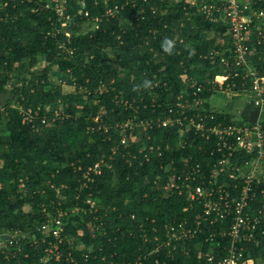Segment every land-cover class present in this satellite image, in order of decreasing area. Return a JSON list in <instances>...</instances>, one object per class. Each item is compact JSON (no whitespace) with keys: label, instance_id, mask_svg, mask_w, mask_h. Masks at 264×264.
<instances>
[{"label":"trees","instance_id":"16d2710c","mask_svg":"<svg viewBox=\"0 0 264 264\" xmlns=\"http://www.w3.org/2000/svg\"><path fill=\"white\" fill-rule=\"evenodd\" d=\"M56 1L0 0V94L13 96L0 106V238L13 230L25 234L21 244L11 248L23 251L0 264L38 259L48 241H55L38 227L58 209L66 211L60 249H81L80 244L91 249L88 264H134L138 258L143 264H200L199 252L222 253L215 247L217 238L205 241L210 230L205 225L193 240L154 249V236L163 238L167 224L191 214L184 211L182 197L165 198L152 184L159 164L170 155L180 161L202 152L197 146L178 148L171 136L170 155L151 153L144 159L139 148L148 143L145 134L140 133L134 146L129 130L122 143L119 124L159 113V104L172 103L192 83L212 87L210 82L223 68L207 54L218 46L219 37L228 39L227 27L193 14L186 0H66L64 15L69 14L70 21L54 35L60 19L46 3ZM114 4L122 8L114 17L102 18L97 28L77 13L82 9L90 17L99 16ZM65 32L75 48L69 58L57 48ZM165 37L176 42L172 55L161 48ZM250 46L248 65L264 77V48ZM144 79L152 80L154 87L135 91ZM251 79L248 75L241 86L246 92ZM71 85L76 88L63 89ZM212 92L205 90L202 96ZM249 99L237 112L238 98L233 97L216 112L217 118L249 124L254 108ZM16 103L41 106L47 116L58 110L60 117L47 124L35 117L23 123ZM46 105L51 106L49 112L43 110ZM260 124L264 131V115ZM168 132L155 130L152 139L165 140ZM237 156L239 161L250 160L255 153L241 151ZM101 160L106 164L101 173L81 189L83 171ZM261 186L255 184L254 190ZM88 198L95 206L86 204ZM76 205L86 211L71 214ZM245 256L254 264L263 263L264 238L246 244Z\"/></svg>","mask_w":264,"mask_h":264},{"label":"built area","instance_id":"2783aa9c","mask_svg":"<svg viewBox=\"0 0 264 264\" xmlns=\"http://www.w3.org/2000/svg\"><path fill=\"white\" fill-rule=\"evenodd\" d=\"M65 1L46 3V7L52 6L60 19V26H55L54 35L70 21V15H64ZM186 2L193 14H199L210 22L221 23L227 27L225 34L228 39L219 37L218 46L210 49L207 54L210 59L218 60L223 73L214 76L210 82L212 87L192 83L191 87L181 91L172 103L159 104L162 109L159 113L154 111L148 117L135 116L120 123L121 142L125 143L130 131L133 145L138 143L140 133L145 134L148 143L139 148V153L147 160L151 153L160 157L170 155L167 152L170 147L167 139L171 136L175 137L178 148L183 149L191 145L197 146L202 152L201 155L183 157L180 161L170 155L168 160L159 164L152 184L165 198L173 195L182 197L185 202L184 211L188 210L191 214L167 224L163 238L154 236V249L169 247L173 242L193 240L206 226L210 230L204 236L205 241L217 238L215 247L222 253L216 255L213 252H199L200 264H254L251 257L245 256V250L246 244L257 243L264 238V131L260 124L264 115V77H258L256 71L249 67L248 61L253 53L250 43L264 48V0ZM120 8L122 7L117 4L108 6L101 15L94 17H90L87 10L79 9L77 13L91 19V26L97 28L102 18L114 17ZM65 36L66 38L57 44V48L65 58H69L73 56L75 48L71 45L68 32H65ZM243 70H246V73H243ZM248 75L252 77L248 92L254 108L260 107L258 120L253 124H246L228 123L222 118H217L216 112L231 103L233 97L239 98V95L246 93V87L241 86L245 85ZM237 85L240 87H235ZM75 88V85L63 87L66 91ZM98 88L99 91L107 89ZM79 90L82 88L79 87ZM205 90L213 91L208 98L202 96ZM215 96L223 97L219 108L211 103ZM125 104L128 102L125 101ZM13 106L22 114L23 123H30L32 117H35L41 124H47L60 117L58 110L50 112L48 116L43 115L41 106L25 108L20 103ZM240 108L241 106L235 105L237 112ZM43 110L49 112L51 106L46 105ZM158 129L169 131L165 140L152 139L153 131ZM196 140H199L198 145ZM241 151L247 154L255 153V156L250 160L239 161L237 154ZM132 158H137L136 153ZM102 165H106L103 160L97 161L83 171L81 189L101 173ZM255 184L262 185L258 191L254 190ZM86 204L95 206L89 198L86 199ZM85 211V208L77 205L69 210L71 214ZM56 212L57 214L51 215L38 227L45 238L51 236L55 241H48L42 255L32 264H88L91 249H82L81 244V249H60L64 226L62 217L66 215V211L58 209ZM218 224L222 227H215ZM143 234L146 235L145 232ZM24 238L25 234L17 230L4 233L0 238V261L3 258L7 260L16 257L22 252L23 249L11 248L21 244ZM101 259L103 260V256ZM127 264L132 262L127 261ZM134 264L143 262L138 258Z\"/></svg>","mask_w":264,"mask_h":264},{"label":"clouds","instance_id":"9594fccd","mask_svg":"<svg viewBox=\"0 0 264 264\" xmlns=\"http://www.w3.org/2000/svg\"><path fill=\"white\" fill-rule=\"evenodd\" d=\"M175 40L172 38L165 37L161 43L163 52L167 55H172L175 49ZM154 87L153 81L150 79H144L142 82L135 86L134 90L139 91L140 89L150 90Z\"/></svg>","mask_w":264,"mask_h":264},{"label":"water","instance_id":"95a60500","mask_svg":"<svg viewBox=\"0 0 264 264\" xmlns=\"http://www.w3.org/2000/svg\"><path fill=\"white\" fill-rule=\"evenodd\" d=\"M13 99V96L11 94L2 93L0 94V106L5 107L6 103L8 101H11ZM260 113V107H255L252 109L248 114V122L249 123H255L259 118ZM5 237H8V235H5Z\"/></svg>","mask_w":264,"mask_h":264},{"label":"rangeland","instance_id":"374dc122","mask_svg":"<svg viewBox=\"0 0 264 264\" xmlns=\"http://www.w3.org/2000/svg\"><path fill=\"white\" fill-rule=\"evenodd\" d=\"M65 89V88H64ZM221 99H223V97L222 96H215L212 100H211V103L214 105H219L220 103H221ZM241 104H242V99L241 100H238L237 102H236V106L237 107H240L241 106Z\"/></svg>","mask_w":264,"mask_h":264},{"label":"crops","instance_id":"0c3cea01","mask_svg":"<svg viewBox=\"0 0 264 264\" xmlns=\"http://www.w3.org/2000/svg\"><path fill=\"white\" fill-rule=\"evenodd\" d=\"M250 93L249 92H246V93H244V94H241V95H239L238 97V100H241L242 99V103L244 104L247 100H250L249 98H250ZM237 100V101H238ZM236 101V102H237ZM218 106V108H219V105H217Z\"/></svg>","mask_w":264,"mask_h":264}]
</instances>
